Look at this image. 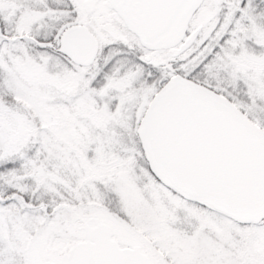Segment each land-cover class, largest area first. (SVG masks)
<instances>
[{"label": "snow or ice", "instance_id": "obj_1", "mask_svg": "<svg viewBox=\"0 0 264 264\" xmlns=\"http://www.w3.org/2000/svg\"><path fill=\"white\" fill-rule=\"evenodd\" d=\"M0 264H264V0H0Z\"/></svg>", "mask_w": 264, "mask_h": 264}]
</instances>
